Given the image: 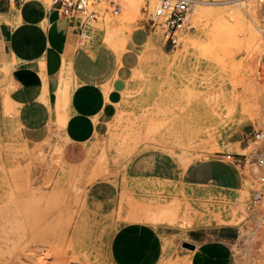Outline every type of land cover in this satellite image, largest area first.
Returning <instances> with one entry per match:
<instances>
[{
  "label": "rangeland",
  "instance_id": "rangeland-1",
  "mask_svg": "<svg viewBox=\"0 0 264 264\" xmlns=\"http://www.w3.org/2000/svg\"><path fill=\"white\" fill-rule=\"evenodd\" d=\"M115 1L121 12L96 24L95 41L126 53L131 32L145 28L148 40L134 49L136 88L84 138L64 129L66 98L57 99L52 139L28 145L15 133L16 145L7 147L0 136V264H113L111 238H164L159 264H193V230L212 241L230 233L227 264H264V241L252 235L264 232V206L248 209L259 172L225 156H252L259 144L244 134L264 129V14L250 10L264 3L195 0L190 25L170 50L145 25V8L158 0H143L136 12ZM57 39L51 58L38 59L42 82L53 68L63 82L81 44L69 27ZM249 101V112L230 110ZM1 107L15 114L6 85Z\"/></svg>",
  "mask_w": 264,
  "mask_h": 264
},
{
  "label": "crops",
  "instance_id": "crops-1",
  "mask_svg": "<svg viewBox=\"0 0 264 264\" xmlns=\"http://www.w3.org/2000/svg\"><path fill=\"white\" fill-rule=\"evenodd\" d=\"M68 27L79 36L73 22L57 11L46 12L40 3L9 5L0 0V86L6 85L15 105V114L9 117L0 108V136L5 146L16 145L11 141L15 133H18V142L28 145L52 139L58 129L53 118L59 98H66L64 129L74 140L84 138L93 131L96 119L104 121V117H114L125 94L136 88L139 70L134 49L149 38L144 27L131 32V49L119 54L102 40L95 41V25L93 40L87 43L81 40L70 56L64 81L61 82L53 68L52 75L42 82L37 76L38 59L44 52H47L45 58H51L52 44ZM130 177L137 188L143 178L141 173L135 172ZM231 238L230 233H225L212 241L193 230L190 238L195 244L193 264H218V259L219 264H227L222 255ZM163 246L164 238H111L110 258L113 264H159ZM217 253L218 258L214 257ZM212 258L216 260L213 262Z\"/></svg>",
  "mask_w": 264,
  "mask_h": 264
},
{
  "label": "built area",
  "instance_id": "built-area-1",
  "mask_svg": "<svg viewBox=\"0 0 264 264\" xmlns=\"http://www.w3.org/2000/svg\"><path fill=\"white\" fill-rule=\"evenodd\" d=\"M9 5H23L29 2L40 3L47 6L49 11H57L62 16L73 22L74 27L83 43L90 42L94 38L93 29L96 23L107 16L120 14L121 8L115 0H4ZM249 0H226L228 3L239 4ZM264 3V0H253ZM105 4V5H104ZM195 6V0H158L151 8V4L145 8V25L158 34L160 40L170 50L180 44V37L190 25L191 15ZM245 138H252L259 145L255 153L225 154L227 159L235 161L240 166L253 164L258 172L259 190L252 196L248 203V209L258 207L264 200V129L253 128L247 131ZM264 226V216L261 218Z\"/></svg>",
  "mask_w": 264,
  "mask_h": 264
},
{
  "label": "bare ground",
  "instance_id": "bare-ground-1",
  "mask_svg": "<svg viewBox=\"0 0 264 264\" xmlns=\"http://www.w3.org/2000/svg\"><path fill=\"white\" fill-rule=\"evenodd\" d=\"M120 1H122V3H124V6H126L125 8H128L129 9V11H131V12H136L138 9H139V6L141 5V3L143 2V0H120ZM263 8H264V6H263ZM201 9V8H200ZM243 9V8H242ZM246 9V8H245ZM203 10V9H202ZM202 10H201V12L200 13H202ZM205 10V9H204ZM248 10H249V8H248ZM250 10H251V13L254 15V16H261V15H263L264 14V9H260V8H258V7H255V6H252V7H250ZM249 10V11H250ZM129 11H128V13H129ZM233 11H236V13L237 14H240V13H242L241 12V10L238 8V9H234V10H231L230 12L232 13ZM205 12V11H204ZM235 13V14H236ZM130 14V13H129ZM132 14H135V13H132ZM200 15V14H199ZM202 15V14H201ZM207 15H209V14H207ZM212 15V14H211ZM198 16V15H197ZM204 16V15H203ZM214 16V15H213ZM216 16V15H215ZM214 16V17H215ZM205 17V16H204ZM209 16H207V18H208ZM230 17H232V16H230ZM200 20V19H199ZM231 32V31H230ZM232 34V33H231ZM109 40H111L110 38H108ZM113 39V38H112ZM153 49V48H152ZM148 53V52H147ZM261 71V70H260ZM264 71V70H263ZM257 72V71H256ZM259 72V71H258ZM262 73V72H261ZM258 74V73H257ZM259 76H261V75H259ZM238 95V94H237ZM243 101V100H242ZM254 102V101H253ZM253 102H247V103H243V105L242 106H239V107H236V106H231L230 107V110H233V109H237V108H242L243 110H248V109H250V108H253L254 107V103ZM257 106V105H256ZM228 108V107H227ZM248 112H249V110H248ZM252 114V113H251ZM254 114V113H253ZM248 116V115H247ZM250 116H252V115H250ZM225 116H221L218 120H215V123L216 124H222L224 121H225ZM251 122V121H250ZM243 124V123H242ZM239 127V126H238ZM236 144V143H235ZM60 150H61V148H59ZM53 164V163H52ZM247 185L248 186H251V185H253V180H248V182H247ZM252 187V186H251ZM131 199V198H130ZM133 203V202H132ZM263 206H264V200L262 201V203H261ZM261 204H260V206H261ZM128 206V205H127ZM149 207V206H148ZM128 208H129V206H128ZM157 209V208H156ZM156 209H152L153 210V212L156 210ZM147 210H149V209H147ZM233 211V215H235L236 216V212L238 211L236 208L235 209H233L232 210ZM149 212V211H148ZM150 213V212H149ZM156 213V212H155ZM160 213V212H159ZM132 215V214H131ZM129 216V215H128ZM145 216V215H144ZM172 216V215H171ZM137 217V216H136ZM133 218V217H132ZM144 218H146V217H144ZM150 218L152 219V217H151V215H150ZM165 219V218H164ZM235 219V218H234ZM142 220H144V219H142ZM147 220H149V218H147ZM147 222V221H146ZM149 222V221H148ZM162 222V221H161ZM128 223H130V222H128ZM152 223V222H151ZM230 223V222H229ZM153 224V223H152ZM158 224H160V223H158ZM154 225V224H153ZM156 225V224H155ZM253 237L254 238H260V240L263 242L264 241V232H261V231H259L258 229H256L255 231H253ZM11 257V256H10Z\"/></svg>",
  "mask_w": 264,
  "mask_h": 264
},
{
  "label": "water",
  "instance_id": "water-1",
  "mask_svg": "<svg viewBox=\"0 0 264 264\" xmlns=\"http://www.w3.org/2000/svg\"><path fill=\"white\" fill-rule=\"evenodd\" d=\"M192 247H193V245H192Z\"/></svg>",
  "mask_w": 264,
  "mask_h": 264
}]
</instances>
